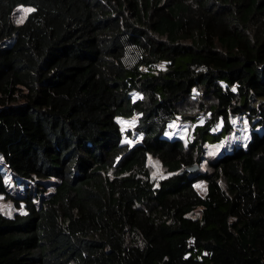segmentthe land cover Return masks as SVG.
I'll return each instance as SVG.
<instances>
[{"label": "trees", "instance_id": "16d2710c", "mask_svg": "<svg viewBox=\"0 0 264 264\" xmlns=\"http://www.w3.org/2000/svg\"><path fill=\"white\" fill-rule=\"evenodd\" d=\"M0 194V264H264V0H0Z\"/></svg>", "mask_w": 264, "mask_h": 264}, {"label": "rangeland", "instance_id": "374dc122", "mask_svg": "<svg viewBox=\"0 0 264 264\" xmlns=\"http://www.w3.org/2000/svg\"><path fill=\"white\" fill-rule=\"evenodd\" d=\"M31 7L28 5H20L17 6L13 12V19L17 23L21 22L28 11H30ZM206 117L210 114V109H205L203 113ZM196 116V115H195ZM206 117L203 119L205 120ZM203 120H199L198 122H202ZM137 121V115L133 114L130 117H119L118 122L120 124L122 130V139L128 143H133L138 140L140 137L139 133L134 130V125ZM231 122L233 124V128L230 133H224L221 138L217 140H211L208 136V139L205 142V155H218L222 153L224 150H230L232 147V143H236L239 141H244L249 134V127L246 118L241 114L237 116H233L231 118ZM220 122L218 126H220ZM193 128V123H190L187 119L182 117H176L169 123V127L166 130V135L173 136L179 135L184 141H188L191 139V131ZM149 164L151 167V172L155 177L162 176L165 172L160 162L154 157L149 158ZM196 189L203 194L205 192L206 183L204 180L199 179L194 183ZM23 208H17L14 203L7 198H4L2 194H0V211L11 215L15 211H22Z\"/></svg>", "mask_w": 264, "mask_h": 264}, {"label": "water", "instance_id": "95a60500", "mask_svg": "<svg viewBox=\"0 0 264 264\" xmlns=\"http://www.w3.org/2000/svg\"><path fill=\"white\" fill-rule=\"evenodd\" d=\"M198 167L197 164H194L192 166H187L185 167L182 171H190V170H195Z\"/></svg>", "mask_w": 264, "mask_h": 264}, {"label": "built area", "instance_id": "2783aa9c", "mask_svg": "<svg viewBox=\"0 0 264 264\" xmlns=\"http://www.w3.org/2000/svg\"><path fill=\"white\" fill-rule=\"evenodd\" d=\"M206 116L204 114H196L195 119L203 120Z\"/></svg>", "mask_w": 264, "mask_h": 264}]
</instances>
